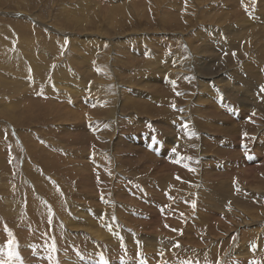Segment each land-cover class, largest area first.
<instances>
[{"label": "rangeland", "instance_id": "rangeland-1", "mask_svg": "<svg viewBox=\"0 0 264 264\" xmlns=\"http://www.w3.org/2000/svg\"><path fill=\"white\" fill-rule=\"evenodd\" d=\"M262 88L264 0H0V264H264Z\"/></svg>", "mask_w": 264, "mask_h": 264}, {"label": "bare ground", "instance_id": "bare-ground-1", "mask_svg": "<svg viewBox=\"0 0 264 264\" xmlns=\"http://www.w3.org/2000/svg\"><path fill=\"white\" fill-rule=\"evenodd\" d=\"M95 229H96V228H95ZM88 232H89L90 234H91V233H92V234H99L100 229L98 228V229H96V231H94V229H89ZM92 234H91V235H92ZM242 252H243V251H242ZM242 252H241V253H242ZM241 253H240V252H236L235 254H236L237 256H239ZM245 253H247V251L243 253L244 256L246 255ZM240 256H241V255H240Z\"/></svg>", "mask_w": 264, "mask_h": 264}, {"label": "snow or ice", "instance_id": "snow-or-ice-1", "mask_svg": "<svg viewBox=\"0 0 264 264\" xmlns=\"http://www.w3.org/2000/svg\"><path fill=\"white\" fill-rule=\"evenodd\" d=\"M262 91H264V88L261 89ZM179 95V93H177ZM11 245V242H9ZM13 253L11 251H9V256H12ZM103 264H107V261H104Z\"/></svg>", "mask_w": 264, "mask_h": 264}]
</instances>
